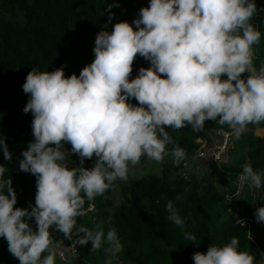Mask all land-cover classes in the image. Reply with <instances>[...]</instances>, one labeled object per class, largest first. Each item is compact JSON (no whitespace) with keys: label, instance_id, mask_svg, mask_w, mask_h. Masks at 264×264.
<instances>
[{"label":"clouds","instance_id":"clouds-1","mask_svg":"<svg viewBox=\"0 0 264 264\" xmlns=\"http://www.w3.org/2000/svg\"><path fill=\"white\" fill-rule=\"evenodd\" d=\"M116 6L107 3L108 23ZM256 13V0H149L131 22L97 33L94 58L78 75L66 76L63 66L28 72L23 112L33 116V140L18 167L36 178L34 204L14 207L17 193L12 179L4 178L7 166L0 164V237L19 264H54L50 229L67 239L74 228L81 246L90 242V251L103 249L105 264H112L123 250L116 229L76 227L86 199L102 196L117 179L126 180L129 165L142 157L162 162L170 154L180 164L185 151L166 129L199 131L210 120L228 125L239 138L249 124L264 122V63L257 68L253 62V46L262 35L251 23ZM137 56L149 66L129 79ZM0 150L6 161L12 159L4 137ZM70 153L79 157L77 166L69 167ZM93 158L92 167H85L84 160ZM241 167L239 184L260 189L264 171L250 162ZM166 212L183 228L172 200ZM254 215L264 224V205ZM184 239L196 241L187 232ZM238 245L237 237L210 245L193 253V264H254L253 255ZM255 264H264V252Z\"/></svg>","mask_w":264,"mask_h":264},{"label":"trees","instance_id":"trees-1","mask_svg":"<svg viewBox=\"0 0 264 264\" xmlns=\"http://www.w3.org/2000/svg\"><path fill=\"white\" fill-rule=\"evenodd\" d=\"M107 3L119 5L111 9L115 14L111 23H108ZM139 3L140 0H0V138L4 137L12 153V159L6 161L0 150V164L7 166L4 178L12 179L17 193L14 207L34 204L36 192L35 176L19 171L18 167L22 151L33 140V116L31 112H23L29 98L22 89L26 75L32 68L52 71L61 66L66 76L78 75L91 62L92 38L105 27L111 31L116 22H131L132 12ZM256 4L257 13L251 23L262 33L260 43L253 46V62L259 68L264 63V0H256ZM148 66V61L137 56L132 72L138 74L140 67ZM130 102L137 103L134 98ZM205 122L211 132L228 127L216 121ZM259 126L264 131V122ZM252 128L247 126L246 131L236 137L235 147L242 151V165L250 162L254 170L264 171V134H256ZM166 131L175 144L183 148L184 158L187 155L192 158L213 138V134H202L191 126ZM64 147L70 150L68 144ZM167 148L170 151L172 145ZM94 159H85L84 166L92 167ZM184 162L183 159L177 165L171 159L161 163L160 175L149 173L129 179L121 187L122 202L118 205H114L111 198V190L117 186L114 181L102 196L85 200L84 209L90 204L93 209L84 217L76 218V227L94 229L102 224L105 232L115 228L123 245L122 252L115 258L129 264H193L194 252H206L210 245H223L232 237L238 238L239 250L253 255L254 262L259 260L260 253L264 252V224L255 219L257 208L249 206L250 209L237 212L227 197L228 192L211 182H202L195 174L181 171ZM79 163L75 155L69 167ZM256 190L264 194V184ZM177 194L181 196L179 200ZM169 200L174 202L185 221L183 228L166 218ZM142 201L147 202L145 208L140 206ZM238 216L249 217L252 221L249 226L240 225ZM30 224L35 225L34 219ZM186 232L194 234L196 241L185 240ZM80 235L75 230L74 238L79 240ZM90 249V242L79 244L82 263L76 259L63 263L55 256L54 264H104L108 259L103 249ZM0 264H19L9 253L3 237H0Z\"/></svg>","mask_w":264,"mask_h":264},{"label":"rangeland","instance_id":"rangeland-1","mask_svg":"<svg viewBox=\"0 0 264 264\" xmlns=\"http://www.w3.org/2000/svg\"><path fill=\"white\" fill-rule=\"evenodd\" d=\"M148 3H149V0H140L138 7L132 12L133 19L137 16L138 10L141 7L147 6ZM103 29H101V30H103ZM95 38H96V36L92 38L93 39V48H94ZM93 48H92V50H93ZM93 58L94 57H93V51H92L91 55H90V61H92ZM248 126L253 127L252 130L256 134H264V131H263V129H261L259 124H249ZM210 130H211L210 127L205 122L204 127L202 129H200L199 131L202 134L212 135V132ZM68 146H70V148H71L70 144H68ZM241 153H242V151L235 147V141H234L230 152L227 154L225 159L221 163H219L218 165L214 164L213 162H211L208 159L206 160L205 158L193 159V158H191V156L187 155V157H186L187 160L183 164V167H185L189 170L187 172V175L188 174H195V176L197 178L199 176H203L205 171L209 172V168H212L213 171H216L218 174L227 177L228 180H229V178H232L234 180V178L236 176V175H234V172L235 171H237V172L242 171V167H241L242 163L240 160ZM75 155L76 154L70 153L68 163L73 162V157ZM171 159H173V158L170 154L166 155L162 162H155L151 159H146V158L142 157L141 161L138 164H136V165L130 164L127 179L126 180L117 179L116 180L117 186L111 190V198L113 200V204L118 205L122 202L121 187L124 184H126L129 179L137 178V177H140L142 175L149 174V173H152L155 175H160L161 163L167 162ZM189 166H191V168ZM219 178L220 177H218L217 180H219ZM200 179L201 178L199 177V180ZM208 179L209 178H202L201 181L204 183H207ZM235 180H236V184H234L235 188H233L234 190L232 189L233 191L228 192V195H229L230 199L236 204L239 212H242L243 210L249 208V206H250V208L253 206L255 208H258L261 205H264V194H262L261 191L256 190L255 188H251L248 185L240 186L237 182V178H235ZM217 188L221 189L219 186H217ZM246 198H247V202H246ZM146 205H147L146 201H142L140 204V206L142 208H145ZM31 226L35 230L36 225H31ZM75 230L76 229L74 228L73 233L75 232ZM73 233H72V235H73ZM50 236L52 239V251H53V254L55 256L56 249L62 247L70 238L66 239L62 233L55 231L54 229H50ZM44 255H47V253H44ZM124 263L129 264L127 262H124Z\"/></svg>","mask_w":264,"mask_h":264},{"label":"built area","instance_id":"built-area-1","mask_svg":"<svg viewBox=\"0 0 264 264\" xmlns=\"http://www.w3.org/2000/svg\"><path fill=\"white\" fill-rule=\"evenodd\" d=\"M136 75L137 72H132L130 74L129 79L134 78ZM212 134H213V138L211 139V141L206 145V147L194 153L192 155V158H205L210 160L214 164L218 165L225 159L227 154L230 152L236 137L234 136L232 129L229 126L225 129H221V128L213 129ZM239 174L240 172L235 173L237 182H238ZM244 185H248V184H244ZM227 197L230 199L229 195H227ZM231 203L234 205L237 212H239L236 204L232 200ZM92 209L93 206L90 204L87 208L84 209V214L81 215V217H84L87 214V212L91 211ZM237 220L239 224L243 226L245 225L249 226V223L252 221L251 218L244 216H238ZM78 247H79L78 240L75 239L74 236L72 235L70 239L62 247L56 249L55 256L60 262L63 263L68 262L69 258L76 259L79 256ZM112 264H125V263L121 259L115 258L113 259Z\"/></svg>","mask_w":264,"mask_h":264},{"label":"crops","instance_id":"crops-1","mask_svg":"<svg viewBox=\"0 0 264 264\" xmlns=\"http://www.w3.org/2000/svg\"><path fill=\"white\" fill-rule=\"evenodd\" d=\"M187 159L184 158V161H186ZM200 160V159H199ZM207 160V159H206ZM185 163V162H184ZM191 168V166H189ZM181 171H184V172H188L189 170L185 167H182ZM237 172V171H235ZM201 179L202 178H209L208 179V182H211L213 183L214 185L216 186H219L221 188L222 191H224L225 193L226 192H231L229 191L230 189H233L235 188V185L236 184V180L234 178V180L232 178H228L223 176V175H220L218 174L216 171H213L212 168H209V172H204V175L203 176H199ZM198 177V178H199ZM219 178V180H217V178ZM236 177V176H235ZM233 181V182H232ZM233 183V184H232ZM229 188V189H228ZM228 189V190H227ZM257 205V204H256ZM69 260H71V258H69Z\"/></svg>","mask_w":264,"mask_h":264},{"label":"water","instance_id":"water-1","mask_svg":"<svg viewBox=\"0 0 264 264\" xmlns=\"http://www.w3.org/2000/svg\"><path fill=\"white\" fill-rule=\"evenodd\" d=\"M76 260H77L78 263H82L83 262L82 258L79 257V256L76 258Z\"/></svg>","mask_w":264,"mask_h":264}]
</instances>
